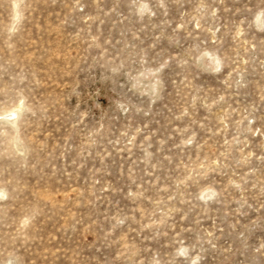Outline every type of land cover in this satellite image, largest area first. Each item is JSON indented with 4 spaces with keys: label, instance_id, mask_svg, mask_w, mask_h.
Masks as SVG:
<instances>
[{
    "label": "rangeland",
    "instance_id": "374dc122",
    "mask_svg": "<svg viewBox=\"0 0 264 264\" xmlns=\"http://www.w3.org/2000/svg\"><path fill=\"white\" fill-rule=\"evenodd\" d=\"M11 110L0 264H264V0H0Z\"/></svg>",
    "mask_w": 264,
    "mask_h": 264
},
{
    "label": "bare ground",
    "instance_id": "6f19581e",
    "mask_svg": "<svg viewBox=\"0 0 264 264\" xmlns=\"http://www.w3.org/2000/svg\"><path fill=\"white\" fill-rule=\"evenodd\" d=\"M21 106V105H20ZM17 108V107H16ZM16 110V109H15ZM15 110H11L10 112H5V113H0V124L2 123V121H6V120H10L12 121V123H15L16 122V119L15 118L14 120L12 119V116L15 114ZM18 116V115H17ZM4 126V125H3ZM15 126V125H14Z\"/></svg>",
    "mask_w": 264,
    "mask_h": 264
}]
</instances>
